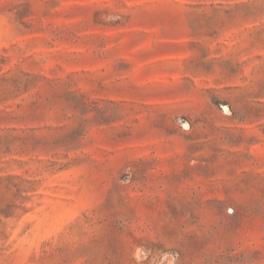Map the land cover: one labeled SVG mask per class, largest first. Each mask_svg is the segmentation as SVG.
<instances>
[{
    "label": "rangeland",
    "instance_id": "1",
    "mask_svg": "<svg viewBox=\"0 0 264 264\" xmlns=\"http://www.w3.org/2000/svg\"><path fill=\"white\" fill-rule=\"evenodd\" d=\"M0 264H264V0H0Z\"/></svg>",
    "mask_w": 264,
    "mask_h": 264
}]
</instances>
